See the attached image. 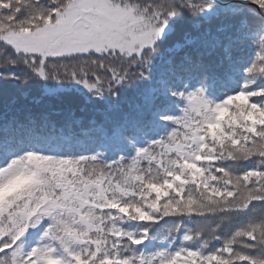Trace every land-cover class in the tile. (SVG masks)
<instances>
[{
  "label": "snow or ice",
  "instance_id": "snow-or-ice-1",
  "mask_svg": "<svg viewBox=\"0 0 264 264\" xmlns=\"http://www.w3.org/2000/svg\"><path fill=\"white\" fill-rule=\"evenodd\" d=\"M0 264H264V0H0Z\"/></svg>",
  "mask_w": 264,
  "mask_h": 264
},
{
  "label": "trees",
  "instance_id": "trees-1",
  "mask_svg": "<svg viewBox=\"0 0 264 264\" xmlns=\"http://www.w3.org/2000/svg\"><path fill=\"white\" fill-rule=\"evenodd\" d=\"M161 224H163V221H161Z\"/></svg>",
  "mask_w": 264,
  "mask_h": 264
}]
</instances>
